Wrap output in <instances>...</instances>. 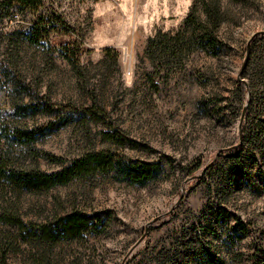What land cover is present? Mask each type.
<instances>
[{
  "label": "rangeland",
  "instance_id": "rangeland-1",
  "mask_svg": "<svg viewBox=\"0 0 264 264\" xmlns=\"http://www.w3.org/2000/svg\"><path fill=\"white\" fill-rule=\"evenodd\" d=\"M0 264H264V0H0Z\"/></svg>",
  "mask_w": 264,
  "mask_h": 264
},
{
  "label": "trees",
  "instance_id": "trees-1",
  "mask_svg": "<svg viewBox=\"0 0 264 264\" xmlns=\"http://www.w3.org/2000/svg\"><path fill=\"white\" fill-rule=\"evenodd\" d=\"M115 162H117L116 159L112 158L111 156H106L104 154H101L100 157H96L93 160V163L95 165H101L103 167H112Z\"/></svg>",
  "mask_w": 264,
  "mask_h": 264
}]
</instances>
